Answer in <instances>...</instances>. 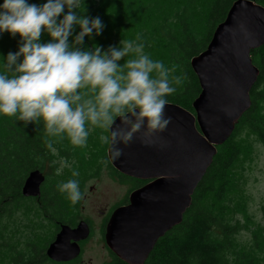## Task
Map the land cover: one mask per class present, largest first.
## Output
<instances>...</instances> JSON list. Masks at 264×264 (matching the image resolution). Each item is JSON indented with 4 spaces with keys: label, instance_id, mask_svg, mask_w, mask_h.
<instances>
[{
    "label": "trees",
    "instance_id": "16d2710c",
    "mask_svg": "<svg viewBox=\"0 0 264 264\" xmlns=\"http://www.w3.org/2000/svg\"><path fill=\"white\" fill-rule=\"evenodd\" d=\"M166 1L170 4L167 10L163 8V3L162 8L159 7L160 0L153 5L147 0H82L81 7L73 11L91 19L109 5L107 11L118 21V25L117 22L112 24L115 29H108V32L112 30L113 45L128 40L146 43L147 46L149 41H160L165 48L169 46V69L175 68L170 73V79L175 76L186 79L179 85L173 82L176 91L166 99L168 103L191 111L200 88L190 60L206 49L213 31L224 20L235 0ZM254 1L264 7V0ZM46 2L28 0V3L38 6ZM201 2H205L204 11L196 16ZM2 3L3 0H0ZM66 13L67 9L57 19H62ZM197 21L204 28L203 33L196 29ZM139 22L140 30L135 32L130 25L137 27ZM103 26L107 28L111 25ZM79 32L80 27L76 25L69 37L70 44H74ZM94 36L95 31L85 36L82 44L74 46L87 50V42ZM137 37L140 39L137 40ZM50 39L44 31L40 43H48ZM20 46L19 34L0 33V73L4 71L7 55L17 52ZM129 56H126L127 59ZM250 56L259 70L258 79L250 91V108L242 115L230 138L217 147L212 164L194 190L192 203L181 223L159 239L145 264H255V257L237 246L240 219L236 211L240 210L241 201H235V197L233 201L230 195L232 187L237 185L231 172L241 154L242 146L237 140L239 131L246 129L264 144V110L261 108L264 105V45L251 50ZM51 138L47 136L42 121L26 123L16 116L0 115V217L12 212L24 201L20 190L31 171H40L44 167L49 158L45 140L51 141Z\"/></svg>",
    "mask_w": 264,
    "mask_h": 264
},
{
    "label": "clouds",
    "instance_id": "9594fccd",
    "mask_svg": "<svg viewBox=\"0 0 264 264\" xmlns=\"http://www.w3.org/2000/svg\"><path fill=\"white\" fill-rule=\"evenodd\" d=\"M81 4L82 0H47L41 6L28 0L0 4V33L21 37L19 50L7 55L0 73V115L26 123L42 121L47 136L66 134L76 146L86 145L85 125L90 123L110 133L101 135L100 141L109 145L115 160L122 155L121 143L129 144L137 133L149 137L166 128L171 121L165 115L166 97L176 91L172 83L179 85L186 77L170 79L175 68L150 59L143 44L121 40L119 48L110 46L105 51L74 46L94 31L99 35L104 27L99 17L90 19L73 11ZM65 9L67 13L58 20ZM76 25L80 32L70 44ZM44 31L51 38L48 43H40ZM129 54L133 58L118 63ZM45 143L55 153L52 142L46 139ZM63 167L71 166L63 161L57 175ZM72 176L79 172L72 171ZM57 189L73 204L84 196L75 179L60 182Z\"/></svg>",
    "mask_w": 264,
    "mask_h": 264
},
{
    "label": "water",
    "instance_id": "95a60500",
    "mask_svg": "<svg viewBox=\"0 0 264 264\" xmlns=\"http://www.w3.org/2000/svg\"><path fill=\"white\" fill-rule=\"evenodd\" d=\"M263 45L264 7L254 0H235L206 49L190 60L200 88L192 102L193 112L168 103L165 115L171 121L163 131L149 137L137 133L129 144L119 145L122 155L115 160L108 145L107 158L115 170L128 177L153 179L134 191L130 204L117 209L110 219L106 241L120 259L143 264L157 241L181 223L217 147L230 138L251 106L250 91L259 70L250 53ZM43 181L41 171H31L21 188L22 196H38ZM86 229L80 225L74 232L87 235ZM66 231L63 227L50 246L51 258L68 250ZM78 252L75 249L73 255Z\"/></svg>",
    "mask_w": 264,
    "mask_h": 264
},
{
    "label": "rangeland",
    "instance_id": "374dc122",
    "mask_svg": "<svg viewBox=\"0 0 264 264\" xmlns=\"http://www.w3.org/2000/svg\"><path fill=\"white\" fill-rule=\"evenodd\" d=\"M147 1L150 5L156 2V0ZM160 1L159 7L163 3V8L167 10L170 4L166 0ZM185 3L182 4L184 5ZM203 5H205V2L198 4L196 16H200L203 13ZM105 8L109 9V5L105 6ZM107 9L99 10L96 17H99L103 24L111 26L107 28L103 27L99 35L95 34L87 42V50L100 47L102 51H105L110 46L117 48L121 46L120 43L116 45L112 44V30L108 32V29H115L116 26L112 24L117 22L116 24L118 25V21H116V18L111 17ZM159 13H162V11L159 10ZM140 26L141 22L138 23L137 27L130 25L135 32H139ZM195 27L200 33L204 32V28L198 21ZM149 42V46L143 43L145 54L153 61H160L166 68H170L168 64L169 46L165 48L160 41H157V43ZM134 43L142 44L140 42ZM129 55V59L134 56V54ZM126 60H128L127 57H124L122 62L118 61V63L123 64ZM261 108L264 110V105ZM190 112H193V109ZM85 127L89 130L85 146L73 145L66 134L63 135V138L51 136L52 147L56 151L53 153L49 149V158L44 162V167L40 171L47 180L44 188L51 184H56L57 186L60 182H66L69 179L78 180L79 187L83 186L85 188L84 194L86 198L77 202L75 210H80L81 212V207L79 208V206L83 205L82 216H92L94 215V204L100 199L99 197L101 196L99 195L101 192H104L103 196L107 195L110 200H113L120 193L119 190L111 186L113 184L112 181L120 177L116 176L115 169L108 161V145L100 141V136L109 135V132L99 127H94L87 122ZM237 140L240 142L242 148L241 154L231 172L232 179L234 180L235 177L237 185L236 188L232 187V192L230 193L233 201L234 197L235 201H241V208L236 211L237 217L240 219L237 246L253 255L255 257V264H264V144L246 129L239 131ZM63 161H66L71 167H63L61 174L57 175V170L61 169ZM72 171H78L79 176L73 177ZM91 186L94 187V192L88 190ZM64 195L65 200H63V204L75 207V204L68 199L67 195ZM34 217L40 219L37 202L26 200L22 202L18 211L11 214L7 213L0 217V264H11L10 259L12 256L18 257L20 254L25 253L27 251L25 248L27 241L35 245L37 249L44 246L48 238L46 234H38L29 228L23 227L26 223L25 218ZM45 230L47 228L43 231L45 232ZM32 233H34V236L29 235Z\"/></svg>",
    "mask_w": 264,
    "mask_h": 264
},
{
    "label": "flooded vegetation",
    "instance_id": "af4514ba",
    "mask_svg": "<svg viewBox=\"0 0 264 264\" xmlns=\"http://www.w3.org/2000/svg\"><path fill=\"white\" fill-rule=\"evenodd\" d=\"M108 148V147H107ZM116 176L120 178L114 179L111 185L120 193L113 198L108 199V196L101 192L93 208L94 215L82 216L81 212L84 206L81 205L80 210L76 211L75 207L66 206L63 204L65 195L60 193L56 184H51L44 188L47 181L44 178L40 186V194L36 197H24L26 201H35L38 205L40 219L38 217L25 218L26 223L24 228H29L33 232L46 234L47 240L44 246L39 249L27 241L25 248L27 251L17 256H12L10 259L11 264H128L120 259L107 245L106 235L107 227L113 213L122 207H127L130 204V195L148 185L153 179H137L125 176L115 170ZM44 176V175H43ZM45 177V176H44ZM47 185V184H46ZM84 187H80V191L84 193ZM90 192H94V187H89ZM21 191V190H20ZM86 198L85 194L83 199ZM82 199V200H83ZM81 200V201H82ZM21 205H18L12 212L18 211ZM12 212L8 213L11 214ZM91 216V217H90ZM27 224V225H26ZM80 225H85L87 228V235L82 232H74ZM63 227H67L69 231L65 237V243L68 247L66 252H61L57 259L49 256L48 250L50 246L57 240L58 235L63 231ZM45 232L43 231L46 229ZM168 233V232H167ZM166 233V234H167ZM34 236V233L29 234ZM159 241V240H158ZM157 241V243H158ZM156 243V244H157ZM42 244V245H43ZM154 248V247H153ZM75 249L79 252L73 255ZM153 250L150 251L147 258L148 260ZM13 252V250H11ZM60 252V251H59ZM52 256V255H51Z\"/></svg>",
    "mask_w": 264,
    "mask_h": 264
}]
</instances>
